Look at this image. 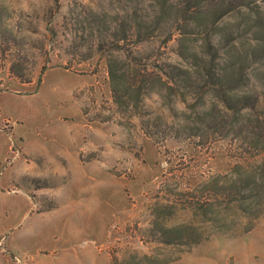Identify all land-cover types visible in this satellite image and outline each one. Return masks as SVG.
<instances>
[{"label":"rangeland","instance_id":"374dc122","mask_svg":"<svg viewBox=\"0 0 264 264\" xmlns=\"http://www.w3.org/2000/svg\"><path fill=\"white\" fill-rule=\"evenodd\" d=\"M157 1L0 0V264H264V215L243 234L251 222L233 206L190 202L264 156L185 134L158 96L147 112L166 136L154 141L113 102L112 50L98 52L91 22L152 14ZM165 35L145 50L169 63ZM163 226L203 238L175 243Z\"/></svg>","mask_w":264,"mask_h":264},{"label":"trees","instance_id":"16d2710c","mask_svg":"<svg viewBox=\"0 0 264 264\" xmlns=\"http://www.w3.org/2000/svg\"><path fill=\"white\" fill-rule=\"evenodd\" d=\"M263 3L158 0L151 6L152 14L136 8L122 21L93 20L100 33L98 52L112 50L106 59L116 107L139 117L145 134L158 141L166 136L163 118L151 121L147 112L148 102L158 96L179 124L187 123L182 126L185 134L231 137L245 154L264 156ZM158 32L161 37L167 33L164 45L176 43L175 61L164 63L154 50H145L148 42L159 39ZM18 77L23 79L19 73ZM179 106L186 111L179 113ZM201 192L207 201L193 195L192 207L206 213L233 206L251 222L241 233H250L264 215V159L246 168L236 166L227 182L207 184ZM211 221H220L219 216ZM223 228L222 233L232 232ZM158 232L175 243L198 244L203 238L186 227L163 226Z\"/></svg>","mask_w":264,"mask_h":264}]
</instances>
